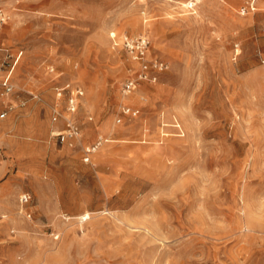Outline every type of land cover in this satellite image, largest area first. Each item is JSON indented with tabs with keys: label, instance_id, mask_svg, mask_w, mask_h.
I'll use <instances>...</instances> for the list:
<instances>
[{
	"label": "rangeland",
	"instance_id": "1",
	"mask_svg": "<svg viewBox=\"0 0 264 264\" xmlns=\"http://www.w3.org/2000/svg\"><path fill=\"white\" fill-rule=\"evenodd\" d=\"M0 7V264H264V0ZM125 36L167 64L130 95ZM67 83L73 145L52 134Z\"/></svg>",
	"mask_w": 264,
	"mask_h": 264
},
{
	"label": "built area",
	"instance_id": "2",
	"mask_svg": "<svg viewBox=\"0 0 264 264\" xmlns=\"http://www.w3.org/2000/svg\"><path fill=\"white\" fill-rule=\"evenodd\" d=\"M5 21V15L2 7H0V27ZM124 47L128 49L134 59H137L141 62L140 70L135 73V76H130L123 83V93L125 95L132 94L140 81H152L155 82L158 80V73L162 72L167 68L165 61L160 59H148L147 50L149 47V39L147 37L141 36L139 38L133 39L129 36L123 38ZM51 71H54V68H51ZM2 95L13 94L14 84L9 80L2 81ZM84 91L81 87L72 86L70 83L65 84L64 86L56 87V97L58 100H67V106L65 110H62L59 102L53 106L52 121L56 124L63 122L64 126L62 129L53 131V136L57 137L58 141L62 144L73 145V142L76 139L81 137V128L76 120V114L79 108V101L82 99ZM34 97H37L35 95ZM122 111L124 114L136 115L137 110L131 108L128 105L123 106ZM7 112L4 111L1 113V117H6ZM89 119H92L90 117ZM121 119L119 118V122ZM103 137H99L98 140L86 148H84V160L89 162L92 154L96 151L97 148L105 141ZM23 202H28L30 200V195L24 194L21 198Z\"/></svg>",
	"mask_w": 264,
	"mask_h": 264
},
{
	"label": "bare ground",
	"instance_id": "3",
	"mask_svg": "<svg viewBox=\"0 0 264 264\" xmlns=\"http://www.w3.org/2000/svg\"><path fill=\"white\" fill-rule=\"evenodd\" d=\"M101 137H103V136H101Z\"/></svg>",
	"mask_w": 264,
	"mask_h": 264
}]
</instances>
